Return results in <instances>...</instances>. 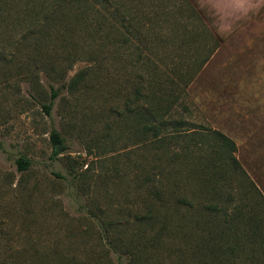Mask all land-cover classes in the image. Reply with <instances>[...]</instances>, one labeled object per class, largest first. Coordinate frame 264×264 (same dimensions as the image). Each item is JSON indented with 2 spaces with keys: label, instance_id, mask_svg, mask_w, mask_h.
Wrapping results in <instances>:
<instances>
[{
  "label": "rangeland",
  "instance_id": "1",
  "mask_svg": "<svg viewBox=\"0 0 264 264\" xmlns=\"http://www.w3.org/2000/svg\"><path fill=\"white\" fill-rule=\"evenodd\" d=\"M114 1L143 26L131 43L113 21L102 27L99 8L93 24L65 9L43 28L34 18L49 13L46 2L0 5V260L20 252V264H197L208 220L199 210L216 202L206 185L227 170L212 142L174 162L143 143L124 108L147 74L161 98L178 88L174 118L191 123L167 153L192 150L194 134L222 133L237 146L236 187L264 198V0ZM51 85L61 93L49 116ZM53 131L67 147L57 156ZM23 157L31 167L20 172Z\"/></svg>",
  "mask_w": 264,
  "mask_h": 264
},
{
  "label": "trees",
  "instance_id": "2",
  "mask_svg": "<svg viewBox=\"0 0 264 264\" xmlns=\"http://www.w3.org/2000/svg\"><path fill=\"white\" fill-rule=\"evenodd\" d=\"M21 1L24 2L25 0ZM10 2L17 3L15 0H0V5L3 4L4 7H8L11 6ZM39 2L49 4L45 10L49 13L44 15L43 9L45 8H39L40 12H37L34 18V20L42 22L43 28L54 26L56 21L55 13L64 12L65 9L79 11L78 21L93 24V15L99 14L93 10L94 8L102 10L100 15L102 20L95 15L101 20V23H104L102 27L109 25L113 21L111 24L118 25L119 28L123 29L124 32L122 34L125 44L134 40L132 36L135 37L136 31L138 32L137 27L139 29L143 28V26H140L139 21L133 22V19L126 15L124 6L122 11L119 10L114 0H27L25 3L30 6ZM112 8L114 11H112ZM50 9H54L52 11L55 14L54 17L50 15ZM24 17L28 19L29 15L24 12ZM30 19H32V15H30ZM67 31L68 33H73L69 28H67ZM41 33L42 30H38L34 35ZM86 77L87 73H79L72 81V87L77 89L78 85L86 80ZM141 80L144 83V87L135 89L133 96L127 99L124 111L125 115L134 123L133 128L140 135L143 143L153 150L162 151L161 154L163 156H169L171 161L174 162L180 157H188L194 152V148L197 145L212 142L217 150V160L214 163H222L227 170L224 172L222 167L215 169L217 172L216 176L214 174V179L206 185L208 188H213L212 193L216 202L215 204L204 205L199 210L200 214L206 213L208 220L205 219L202 221L201 227L199 226L201 231L198 230V240L193 247L196 263L264 264V198L256 189L246 190L242 189L240 185L236 187V180L234 179H236V176H240L239 173L242 170L236 158V144L219 132L205 137L202 136L201 139L194 137L196 135L194 134L188 137L190 138L189 143L192 150L184 152L182 156L176 153L173 154L170 150L167 153V144H171L173 139L183 137L186 131L190 132L189 126L191 123L174 118L178 103V96L174 93H178V88L168 90L170 94L163 95L161 98L155 92V88L159 89V86H163L157 77L147 74L144 78L141 77ZM63 86L65 87V85ZM50 89L52 91L51 102L50 104H43V109L49 116L55 100L61 93V89H56L54 85H51ZM185 110H187V107H184ZM191 132L197 133L196 131ZM51 133L55 155L66 152L67 147L61 134L56 131ZM1 149L2 142L0 140ZM17 165L19 171L24 172L31 167V162L23 157L17 161ZM164 171L163 169L159 174L163 175ZM217 175L219 176L217 177ZM157 176L156 173H152L148 177L146 176L145 181L149 183ZM203 183L205 184V182ZM155 197L158 200L161 199L159 194ZM176 200L178 203L186 205L188 209L193 207L186 198H178ZM152 209L151 205L146 206V214L142 217V221L151 223L155 219ZM203 233L207 236L206 238L202 236ZM103 234V237L107 240L104 228ZM112 250L117 253L113 247ZM19 255L20 252H16V255H11V259L16 257L12 264H20L17 261ZM7 260L9 259L5 256L0 260V264H11Z\"/></svg>",
  "mask_w": 264,
  "mask_h": 264
}]
</instances>
